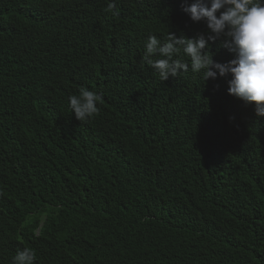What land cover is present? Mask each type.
<instances>
[{
    "label": "trees",
    "instance_id": "trees-1",
    "mask_svg": "<svg viewBox=\"0 0 264 264\" xmlns=\"http://www.w3.org/2000/svg\"><path fill=\"white\" fill-rule=\"evenodd\" d=\"M113 2L0 0V264H264V116L230 76L144 60L150 35L207 39L193 0Z\"/></svg>",
    "mask_w": 264,
    "mask_h": 264
},
{
    "label": "clouds",
    "instance_id": "clouds-1",
    "mask_svg": "<svg viewBox=\"0 0 264 264\" xmlns=\"http://www.w3.org/2000/svg\"><path fill=\"white\" fill-rule=\"evenodd\" d=\"M115 3L108 0L105 12H113ZM182 10L194 23L203 22L204 35L196 38L169 33L161 43L150 35L145 45L144 60L162 81L187 72H203V79L230 76L227 92L245 104H253L257 117L264 116V0H193L182 5ZM219 41L221 47L234 54L226 63L213 60L209 42ZM189 63L175 58L180 53ZM158 55L159 59H152ZM98 93L81 87L69 97V108L75 119L86 122L99 113ZM36 254L25 248L12 257V264H35Z\"/></svg>",
    "mask_w": 264,
    "mask_h": 264
}]
</instances>
